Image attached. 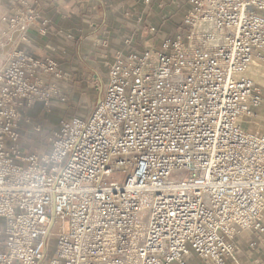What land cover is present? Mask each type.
<instances>
[{
	"label": "built area",
	"instance_id": "built-area-1",
	"mask_svg": "<svg viewBox=\"0 0 264 264\" xmlns=\"http://www.w3.org/2000/svg\"><path fill=\"white\" fill-rule=\"evenodd\" d=\"M140 1L162 36L117 51L41 151L21 110L64 101V73L28 49L38 0L0 12V264H264V86L245 75L264 0Z\"/></svg>",
	"mask_w": 264,
	"mask_h": 264
},
{
	"label": "crops",
	"instance_id": "crops-1",
	"mask_svg": "<svg viewBox=\"0 0 264 264\" xmlns=\"http://www.w3.org/2000/svg\"><path fill=\"white\" fill-rule=\"evenodd\" d=\"M15 2L0 0V12ZM34 8L48 23L41 33L40 19L33 22L28 49L38 59H56L64 73L63 78L53 81L60 85L64 101L52 98L47 109L39 103L21 110L27 148L41 151L43 139L57 117L77 110L85 112L98 100L107 67L117 51L154 45L159 40L162 34L154 38L148 27L159 23L162 13L140 0H38ZM261 111L255 109L259 116ZM37 125L38 132L32 129ZM245 252L243 261L250 262L255 252L248 248ZM187 263L205 264L194 258Z\"/></svg>",
	"mask_w": 264,
	"mask_h": 264
},
{
	"label": "rangeland",
	"instance_id": "rangeland-1",
	"mask_svg": "<svg viewBox=\"0 0 264 264\" xmlns=\"http://www.w3.org/2000/svg\"><path fill=\"white\" fill-rule=\"evenodd\" d=\"M263 57V60H261L262 63H258V67H257V64L256 63H253V65H251V68L249 69L250 72H249V77L252 81L258 83L259 85L261 86H264V56ZM96 103V102H95ZM95 103L93 104V106L88 109L87 111L83 112V110H77L71 114H82V115H87L88 113H90V111L94 108V105ZM256 109V108H254ZM46 112V110H45ZM263 114H264V105L262 106V111ZM59 117H57L58 119ZM56 119V120H57ZM53 123V122H52ZM43 143V142H42ZM44 145V144H43ZM263 214H264V211H263ZM57 227L56 225L53 227V230H56Z\"/></svg>",
	"mask_w": 264,
	"mask_h": 264
},
{
	"label": "bare ground",
	"instance_id": "bare-ground-1",
	"mask_svg": "<svg viewBox=\"0 0 264 264\" xmlns=\"http://www.w3.org/2000/svg\"><path fill=\"white\" fill-rule=\"evenodd\" d=\"M261 60H263V57H261V56H259V55H257V56H255L253 59H252V61H251V63H250V65H249V67L246 69V71H245V75L250 79V77H249V72H250V68H251V65H253V63H256L257 64V67H258V63H262L261 62Z\"/></svg>",
	"mask_w": 264,
	"mask_h": 264
}]
</instances>
